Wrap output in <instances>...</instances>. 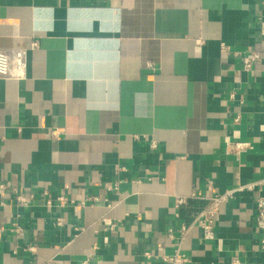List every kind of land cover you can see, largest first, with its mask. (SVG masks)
<instances>
[{
    "label": "crops",
    "instance_id": "1",
    "mask_svg": "<svg viewBox=\"0 0 264 264\" xmlns=\"http://www.w3.org/2000/svg\"><path fill=\"white\" fill-rule=\"evenodd\" d=\"M261 19L264 0H0V49H28L0 78V264H264L255 191L214 239L181 232L210 183L264 179Z\"/></svg>",
    "mask_w": 264,
    "mask_h": 264
},
{
    "label": "built area",
    "instance_id": "2",
    "mask_svg": "<svg viewBox=\"0 0 264 264\" xmlns=\"http://www.w3.org/2000/svg\"><path fill=\"white\" fill-rule=\"evenodd\" d=\"M260 34L264 40V19L260 20ZM36 43H32L31 47L35 48ZM225 48V45H224ZM259 58V54L256 51H250L245 54L242 58L243 68L245 70L252 69L254 63ZM149 66H152L150 63ZM28 67V49L27 48H15L12 50L0 49V78H13L22 80L27 76ZM238 120V118H236ZM62 132L61 129H53L51 134L53 137H58ZM155 146V143H152ZM252 148V143L249 141L242 140H229L227 142V149L229 152L239 154L242 151ZM264 183V179L259 181H253L249 183H243L236 185L235 187L226 188L220 190L215 187L212 183L208 185V190L211 195L208 197V204L200 209L199 213L193 219L191 223H185L181 226V232L187 233L192 229L193 226H199L202 229L203 236L206 240H212L215 238V225L217 217L220 213L221 204L237 197L246 191H255L257 195L254 199L256 208L255 223L256 227L264 233V195L261 194V185ZM6 183L0 182V191L6 188ZM46 193V191H45ZM191 197L201 198L203 197L198 191L191 194ZM34 198L33 194L25 195L17 192L16 200L18 203L27 205L30 200ZM61 202L66 201V198L59 197ZM177 207L187 203L185 197H179L177 199ZM61 221H58L60 224ZM19 226L15 224L14 229L19 231ZM260 248L264 250V235L261 237L259 242ZM162 248V247H161ZM162 250V249H160ZM162 258L166 264H197L189 255L182 252L180 249H175L173 253H161Z\"/></svg>",
    "mask_w": 264,
    "mask_h": 264
}]
</instances>
